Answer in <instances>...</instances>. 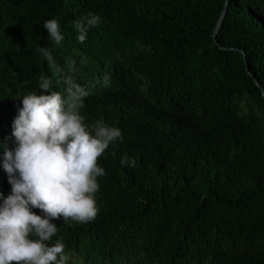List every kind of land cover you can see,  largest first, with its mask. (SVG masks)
I'll return each mask as SVG.
<instances>
[{
	"label": "trees",
	"instance_id": "16d2710c",
	"mask_svg": "<svg viewBox=\"0 0 264 264\" xmlns=\"http://www.w3.org/2000/svg\"><path fill=\"white\" fill-rule=\"evenodd\" d=\"M89 12L101 23L81 43ZM68 60L86 123L122 132L99 160L95 220L53 221L68 264H264V0H0V124L40 77L63 91Z\"/></svg>",
	"mask_w": 264,
	"mask_h": 264
},
{
	"label": "clouds",
	"instance_id": "9594fccd",
	"mask_svg": "<svg viewBox=\"0 0 264 264\" xmlns=\"http://www.w3.org/2000/svg\"><path fill=\"white\" fill-rule=\"evenodd\" d=\"M100 23V16L91 12L76 20L78 41L85 42L88 30ZM44 28L61 45L65 36L60 22L47 19ZM37 51L51 68L64 72L50 49ZM66 64L70 74L63 77V91L52 90L51 81L40 77L42 92L25 94L14 120L0 124V181L8 191L6 197L0 193V264H68L63 239L53 242L57 225L86 224L99 212L98 178L106 175L99 160L122 132L103 119L86 123L82 109L88 93L75 78L76 62ZM121 163L135 166L127 157ZM121 264L146 263L139 257L124 258Z\"/></svg>",
	"mask_w": 264,
	"mask_h": 264
},
{
	"label": "water",
	"instance_id": "95a60500",
	"mask_svg": "<svg viewBox=\"0 0 264 264\" xmlns=\"http://www.w3.org/2000/svg\"><path fill=\"white\" fill-rule=\"evenodd\" d=\"M227 8H228V2H226L225 8H224V10L222 11V14H221L220 17H219V19H218V21H217V23H216V26H215L214 32H213V38H214V41H215V43H216L217 45H219V42H218V39H217V35H218V33H219V30H220L221 24H222V22H223V20H224V18H225L226 13H227ZM244 58H245V62H246V65H247V70H248L249 73H251V72H250V66H249V64H248V62H247V58H246V56H245ZM257 84L259 85L258 82H257Z\"/></svg>",
	"mask_w": 264,
	"mask_h": 264
}]
</instances>
